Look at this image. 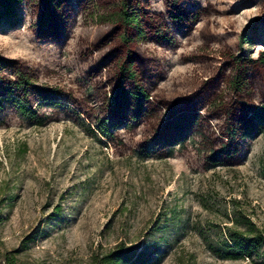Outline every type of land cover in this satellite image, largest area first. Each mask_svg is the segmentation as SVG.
I'll use <instances>...</instances> for the list:
<instances>
[{
  "label": "rangeland",
  "instance_id": "1",
  "mask_svg": "<svg viewBox=\"0 0 264 264\" xmlns=\"http://www.w3.org/2000/svg\"><path fill=\"white\" fill-rule=\"evenodd\" d=\"M55 1L0 17L44 118L0 105V264H260L264 246L220 255L264 230V124L244 120L264 102V0ZM129 73L143 104L117 93ZM174 119L193 121L181 142Z\"/></svg>",
  "mask_w": 264,
  "mask_h": 264
},
{
  "label": "trees",
  "instance_id": "2",
  "mask_svg": "<svg viewBox=\"0 0 264 264\" xmlns=\"http://www.w3.org/2000/svg\"><path fill=\"white\" fill-rule=\"evenodd\" d=\"M47 1V4L51 5L55 0ZM17 2H20V0H0V17L10 15L14 9L15 3ZM127 20L128 21H125L127 24L137 27L139 17L135 15L127 18ZM13 63L14 62L10 59L0 57V105L2 101H8L10 99L13 106H15V110H17L20 115L26 117L32 122H35L34 124H41L42 119L44 118L42 116H38L31 108V103L28 97V93L33 92V88L37 87L31 83V79H29L28 75L25 74H20V76L18 74L16 79L11 81L8 77V73L12 74V71H14L12 67ZM119 81L117 89L118 95L120 94L123 97L128 95L129 98L142 104L148 99V94L140 87H137L136 90L132 88H128V91L123 90L124 83L134 82L133 73H129L126 77L124 75L120 76ZM15 96L17 99H14ZM45 96L46 95H44V97ZM249 113L251 115V119L244 120H246V122L254 129L260 128V124H264V102L250 108ZM191 120L192 119H174L171 121L166 126V128L168 127V130H171V138L175 140L178 137V142H181L184 138L182 137L183 133H186L185 131L187 130V126L193 122ZM179 136H181L182 139H179ZM230 242L231 245L228 246V251H226L227 253H225V255H220L221 257L230 259L245 257L253 258L254 256L259 257L261 254L259 250L261 246H264V230L248 227V237L243 236L240 232H234L230 237ZM126 251L124 253L110 252L104 255L101 259V264H144V262H138V259H132L130 261L128 256L129 252ZM260 264H264V257H261Z\"/></svg>",
  "mask_w": 264,
  "mask_h": 264
}]
</instances>
